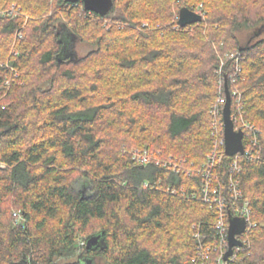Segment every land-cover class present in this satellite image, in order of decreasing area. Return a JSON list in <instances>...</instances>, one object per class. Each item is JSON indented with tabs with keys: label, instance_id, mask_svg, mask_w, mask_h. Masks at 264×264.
I'll return each mask as SVG.
<instances>
[{
	"label": "trees",
	"instance_id": "16d2710c",
	"mask_svg": "<svg viewBox=\"0 0 264 264\" xmlns=\"http://www.w3.org/2000/svg\"><path fill=\"white\" fill-rule=\"evenodd\" d=\"M113 1L103 15L82 1L0 0V264H195L220 234L203 187L231 199V176L251 225L229 263L264 264V0ZM183 6L202 21L180 26ZM74 37L96 48L74 55ZM227 50L238 65L222 64ZM226 82L233 118L241 109L256 131L243 136L251 157L215 142ZM99 233L102 245H81Z\"/></svg>",
	"mask_w": 264,
	"mask_h": 264
},
{
	"label": "built area",
	"instance_id": "2783aa9c",
	"mask_svg": "<svg viewBox=\"0 0 264 264\" xmlns=\"http://www.w3.org/2000/svg\"><path fill=\"white\" fill-rule=\"evenodd\" d=\"M226 102H227V96L224 95V96L219 97L218 102H217L218 106H217V109L215 112L216 115L220 114L219 112H221V116H223V111H224V107H225ZM219 110H221V111H219ZM234 121L239 124L237 127L235 126V129L237 131H239V130L243 131L244 135H245V131H247V133L249 135L252 134L253 132H256L254 130V127L244 119L243 113L240 114V110H239L238 115L235 117ZM223 126H224V122H223ZM214 131L216 133V140H215L216 144L223 145L224 146V153L226 154V152H225L224 128H223L222 137H219L217 134L218 126H216V124H215V130ZM238 155H245V156L248 155V157L251 156L249 148L248 149L245 148L244 153L243 154L238 153L237 156ZM217 156H219V154L217 155L216 153H214L212 156L211 155L209 156L210 160H211V161H209V163L211 165H213L215 163V161L217 160ZM135 158H137L140 163H148L152 159L147 151L136 152ZM175 168L179 171L178 167H175ZM206 169H208V168H206ZM231 170L232 171L240 170V165L238 163V159L235 160L233 162V164L231 165ZM207 171H208V173H206V174H208L207 177L209 178V181L212 182V180H211L212 179V174H211L212 170L208 169ZM230 181H231V186H232V189H231L232 192L230 191L231 199L225 198V196L223 194H221V191L219 189H216V190H213V193H215V194L212 198L213 200L211 201V196H210L211 184L208 182V184L203 187L204 193L206 194L207 201L210 203L213 202L215 204V206L217 205V208L221 212L220 219L216 222V227L220 230V234L217 236L218 239H215L213 245L211 243L203 245L201 235L198 232L196 233V236L201 237L200 241L202 242V246L200 248H198V252H197L198 257L194 258L195 264H208L209 260L212 257L211 254H214V253H217V254H215L213 256L214 257V263L213 264H230L229 261L233 260L236 257V254H235V252H236L235 248L236 247H234L233 254L230 255L227 259L225 258V255H226L227 251L229 250V226H230V221L229 220L226 221V219H225L226 209H228L229 207L232 208V214H229V218H230V215L236 216V217H242V218L246 219L247 227L249 225H251V223H250V213L251 212H250V207H249V201L242 198L243 200L241 202H237V199L241 198V194H240V191H239L237 184L234 180V176H231ZM232 199H236V202H230ZM14 214L16 216L21 217L20 216L21 214H19V212H14Z\"/></svg>",
	"mask_w": 264,
	"mask_h": 264
},
{
	"label": "water",
	"instance_id": "95a60500",
	"mask_svg": "<svg viewBox=\"0 0 264 264\" xmlns=\"http://www.w3.org/2000/svg\"><path fill=\"white\" fill-rule=\"evenodd\" d=\"M71 2L82 1L87 10L95 11L99 14H107L113 7V0H69ZM203 16L188 6H183L180 9L179 25L186 26L202 21ZM258 35V33H257ZM242 50L243 47H240ZM226 94L227 102L224 107V139H225V152L229 156L236 155L238 153L243 154L245 151V145L243 141V131H237L235 129L234 122L231 118V94L227 87L226 82ZM229 250L227 251L225 258L227 259L234 252V247L242 246L244 243L237 236L242 234L247 227V221L245 218L231 216L229 218ZM103 243L102 233L94 234L88 238V248L95 247Z\"/></svg>",
	"mask_w": 264,
	"mask_h": 264
},
{
	"label": "rangeland",
	"instance_id": "374dc122",
	"mask_svg": "<svg viewBox=\"0 0 264 264\" xmlns=\"http://www.w3.org/2000/svg\"><path fill=\"white\" fill-rule=\"evenodd\" d=\"M14 5H12V10H14ZM193 7L194 8H196V9H200L201 10V8L200 7H197V6H195V5H193ZM10 10V9H9ZM9 10H5V14L7 13V12H12V10L11 11H9ZM4 13V12H3ZM19 13V12H18ZM52 12H48V14L50 15ZM28 19V18H27ZM63 20V22H65L66 20H68V18L67 17H63L62 18ZM179 24V23H178ZM65 30L66 29H62V33L63 32H65ZM236 34H237V36H238V39L239 40H241L242 42H244V41H246L248 38H249V36H250V30H247V29H243V30H241V31H237L236 32ZM259 36V35H258ZM223 45V44H222ZM96 48V46L93 44V43H91V42H89V41H84V40H80L79 38H77V37H74L73 38V43H72V49H73V51H74V55H81V56H84V55H86V54H88L90 51H92V50H94ZM217 48L219 49L220 47H218V45H217ZM71 53H72V51H71ZM220 53V56H221V58H222V64L223 63H225L226 62V60H227V58H231L232 57V54H234V55H236L237 57L239 56V53H238V50H234V51H223V52H219ZM240 62H241V58H240ZM216 104V103H215ZM214 104V105H215ZM241 113H243V111L241 112ZM214 119V118H213ZM245 119V118H244ZM213 124H216V126H217V123H214V121H213ZM214 127V126H213ZM208 159V158H207ZM203 166V165H202ZM196 168H199V166H197ZM86 179H84V178H82V177H79L77 180H76V182H75V187L78 189V190H82V188H83V186H85L86 187V192L85 193H90V190H91V188L89 187V185L87 184V185H85L86 184ZM85 183V184H84ZM89 187V188H88ZM88 189V190H87ZM82 241V239H80V242ZM75 259V257H72V258H66V259H62L60 262L62 263V262H68V261H72V260H74ZM98 262H99V264H103L102 263V261H101V259H99L98 260Z\"/></svg>",
	"mask_w": 264,
	"mask_h": 264
},
{
	"label": "bare ground",
	"instance_id": "6f19581e",
	"mask_svg": "<svg viewBox=\"0 0 264 264\" xmlns=\"http://www.w3.org/2000/svg\"><path fill=\"white\" fill-rule=\"evenodd\" d=\"M191 9V8H190ZM193 10V9H192ZM193 11H195V12H197V13H199L200 11H198V10H193ZM200 14V13H199ZM202 15V14H201ZM181 26V25H180ZM231 59L233 60V62H234V64H236V65H238L239 64V62H240V57H236L234 54H232V57H231ZM241 112H242V110L240 109V114H241ZM231 118H232V120H233V122H234V125H235V121H234V118H233V116H232V113H231ZM222 121L224 122V114H223V116H222ZM218 122V120H216L215 119V123H217ZM249 157H251V156H249ZM252 157H254V155L252 156ZM149 163V162H148ZM148 163H142V164H148ZM141 164V163H140ZM173 167V166H172ZM175 171H177V172H179L176 168L174 169ZM21 212V211H20ZM15 215V214H14ZM16 216V215H15ZM16 218H17V221L18 222H21L22 221V219L19 217V216H16ZM24 220V219H23ZM89 238V237H88ZM88 238H87V240L85 241V240H83V241H81V245H84L85 243L86 244H88ZM100 245H102V244H100ZM98 246V245H97ZM243 246V245H242ZM88 247V246H87ZM96 247V246H95ZM91 248H94V247H91Z\"/></svg>",
	"mask_w": 264,
	"mask_h": 264
}]
</instances>
